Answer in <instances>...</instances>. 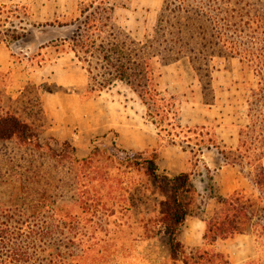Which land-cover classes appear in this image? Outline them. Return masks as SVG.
I'll use <instances>...</instances> for the list:
<instances>
[{
    "label": "rangeland",
    "instance_id": "1",
    "mask_svg": "<svg viewBox=\"0 0 264 264\" xmlns=\"http://www.w3.org/2000/svg\"><path fill=\"white\" fill-rule=\"evenodd\" d=\"M101 1L103 6L116 9L115 21L137 38L146 34L152 37L155 28L159 35L162 33L165 46L177 37L178 15H171L165 4L160 11L154 0H149L148 7L147 2L142 6L133 0H0V4L8 5L4 10L13 13L6 23H0V49L10 56L9 66L0 68V113L17 115L36 136L31 143L0 141V207L4 206L14 219L40 225L45 218L57 226L50 238H40L30 249L39 260L47 257L49 244L61 251L68 244L72 264H194L189 257H195L194 249L205 243L200 221L211 218L219 208L220 186L211 168L203 169L199 164L200 154L211 149V163L231 165L227 161L237 159L231 147L238 137V144L239 139L247 141L240 151L249 155L246 160L252 163L253 171L259 163L264 164V155L257 161L260 145L251 144L250 140L257 132L245 128L254 119L248 116L247 100L256 78L246 64L231 57L230 51L220 44L207 47V55H188L195 57L192 64L186 56L168 68L165 74L173 75L170 84L176 88L173 97L163 96L165 103L173 105L176 118L180 110L204 125L189 130L176 126V120L167 115L159 102L150 108L149 115L137 95L119 82L94 94L88 92L87 84L57 87V81L66 76L82 79L81 64L63 39L68 40L75 30L81 11L88 8V13L93 12ZM212 6L219 10L226 7L221 0H214ZM228 8L232 9L230 13H252L254 8H264V0H229ZM105 16L101 11V20ZM233 20L240 25L239 40L244 41L249 33L244 25L247 16L242 22ZM48 23L54 26H47ZM70 23L74 24L58 26ZM200 25L209 40L215 29L211 30L204 17L200 18ZM12 36L19 38L12 40ZM103 40L106 44L111 41L107 36ZM211 48L214 55L210 57ZM91 61L94 65V59ZM158 63H153L155 86L156 75L162 71ZM54 91L72 98L64 99L60 94L62 98L58 99L52 95ZM59 101H65L66 113L59 108ZM147 125L166 142L182 144L192 165L195 190L178 237L184 244L195 242L197 246L183 244L181 254L176 256L169 251L161 223V203L167 193L154 185L144 170L116 158H122L127 150L150 153L149 149H141V136L146 134ZM136 127L141 133L137 136L140 149H126L136 139L130 134V129ZM88 157H92L89 163L79 164ZM246 160H241L240 166L249 171ZM254 192L248 182L245 195L250 197ZM64 219L67 226L61 228L59 221ZM227 238L217 239L211 249L204 246L209 250L204 259L211 257V250L216 253L210 258L211 264H245L256 257L252 237L233 234Z\"/></svg>",
    "mask_w": 264,
    "mask_h": 264
},
{
    "label": "trees",
    "instance_id": "2",
    "mask_svg": "<svg viewBox=\"0 0 264 264\" xmlns=\"http://www.w3.org/2000/svg\"><path fill=\"white\" fill-rule=\"evenodd\" d=\"M213 1L163 0L160 11L165 4L164 8L168 9L171 15H178L175 18L177 37L170 40L169 46H165V39L162 33L158 34L156 28L152 37L146 36L143 41L133 39L124 28L115 23L116 9L103 6V1L93 8V12L88 13V8H84L81 11V18L77 19L75 30L68 40L63 39V41L68 43V47L86 71L89 93H99L116 82H121L137 95L146 106L149 115L150 108L159 102L164 105L167 115L171 114V119L174 121L176 113L173 111V105L169 102L165 103L166 99L154 84L153 63L157 60L167 64L185 59L187 56L188 62L192 64L196 61L195 57L190 58L188 55L204 56L207 55V47L210 45H222L230 51L231 57H237L240 63L246 64L256 78L255 86L249 88V100H247L248 116H253L254 119L251 125L245 128L257 132L254 139L251 135L250 140L251 144L256 142L260 145L257 158V161H260L264 155V8H254L252 13L242 11L230 13L232 9L228 8L229 0H221L226 6L221 10L212 6ZM242 1L238 0V2ZM170 2L173 3L171 9L168 8ZM7 7L8 5L0 4L1 24L6 23L13 14L12 11L9 13L4 10ZM101 11L107 15L104 21L99 17ZM243 16L248 18L244 25L249 30L244 41L239 40L237 32H241L240 25L235 24L236 21L233 20L237 18L242 22ZM201 17L210 22L211 30L215 29L209 40L201 30ZM73 24L58 26L67 27ZM46 25L54 26L53 23ZM106 36L111 39L107 44L103 40ZM18 38L11 37L12 40ZM245 45L248 47L245 48ZM208 55L210 57L214 55L213 48ZM91 59H94V65ZM174 124L176 125V122ZM238 134L241 138L243 132L240 131ZM10 139L31 143L36 140V136L32 133V127L17 115L0 113V141ZM246 142L239 139L235 149L237 159L228 160V163L242 164L241 160L249 157L245 154L246 151L244 154L240 151ZM124 153L126 154L122 158L116 157L120 163L144 170L151 177L153 184L167 193L166 200L161 203L163 232L167 236L171 254L175 256L181 254L183 245L178 240V233L189 215V204L194 192L189 173L181 172L172 176L165 172L160 173L157 164L158 154L154 150L150 153H133L127 150ZM91 160L92 157L81 159L79 164H86ZM247 160L246 163L251 168L247 172L255 192L247 197L243 192L235 191L228 197L219 198V208L214 211L211 218L205 220L204 246L211 249L217 239H225L233 234L250 235L256 243L257 255L245 264H264V164L259 163L253 171L252 163ZM8 212L4 206L0 207V264H72L70 260L73 255L68 244L63 246L64 251L54 247V244H49L47 257L41 260L30 252L37 240L50 238L57 230V226L48 223L45 218L40 225L27 220L14 219ZM59 222V227L67 226L65 219ZM204 246L194 249L197 253L195 257H189L194 264H211L210 258L216 256L211 250V257L207 259L208 261L205 260L204 256L209 250ZM200 250L202 251L199 252Z\"/></svg>",
    "mask_w": 264,
    "mask_h": 264
},
{
    "label": "crops",
    "instance_id": "3",
    "mask_svg": "<svg viewBox=\"0 0 264 264\" xmlns=\"http://www.w3.org/2000/svg\"><path fill=\"white\" fill-rule=\"evenodd\" d=\"M133 1L138 2V4H140L142 6L145 5L144 2H147L146 7L149 6L148 5L149 0H133ZM154 2H155V5L157 7H159V9H160L162 6L163 0H154ZM116 21H117L118 25L122 26L121 23H119L117 19H116ZM123 28H126V27L124 26ZM126 32L129 33V35L137 41H143L146 36L149 37V34H146L142 38H137L127 28H126ZM8 59L10 60V56L5 51H2L0 49V68H7L9 66L10 62L8 63ZM178 63H181V61L180 60L175 61L173 64H163V63L159 64L158 63V66L162 67L161 68L162 71H161V73L157 74L158 76L156 75L155 82H156V88H157L158 92L160 94H162V96H167V97H173L174 96L173 91L175 90L176 86L175 85L172 86L170 84V79L173 75L170 76V75H167L165 73H167L168 68H170L171 66H176ZM79 68L83 72L82 73V79H79L78 81H76V80L72 79L71 76H66L64 79H62V81H57V83H56L57 87L60 88V86L64 87V86H69V85H73V84H79V85L85 84L86 85L87 84L86 71L81 66H79ZM119 83H121V82H119ZM121 84H123V83H121ZM124 86H126V85H124ZM169 87H174V88L170 89ZM127 88H129V87H127ZM129 90H131V89L129 88ZM170 91H172V92H170ZM59 92L54 91L53 94L51 92H49L48 94L56 95V98H58V99H60L62 97L64 99L69 98V96H70V98H72L71 95H67L65 93L62 94L61 92L60 93ZM60 94H62V97ZM43 98H44V100L48 99V97H43ZM59 102H60V103H58L59 108L62 110L63 113H66L67 107H66L65 101H63V102L59 101ZM46 106H48V105L46 104ZM48 112L50 114L52 113L49 108H48ZM56 114H58V113H56ZM176 122H177L176 125L178 127H185L188 130L192 126H197V125L204 126L202 123L201 124L196 123L197 121L193 117H189V116L183 114L180 110L177 114ZM147 127H148V130H147L146 134L142 133V136H141L144 139L143 141H141V143L144 146L141 149L142 150H144V149H149V150L155 149V151L158 154L157 164H158V168L160 171L165 172L166 174H168L170 176L179 174L181 172L189 173L190 181H191L192 188H193L194 185H193L192 178L194 177V175L192 174V165H191V162L189 160L190 157H189L188 151H186L183 148L182 144H180L179 142H176L174 140H171V142H166V140L162 139L158 134L154 135V128H152L150 130L148 125H147ZM130 134H131V137L134 136L136 139H133V142L131 143V145L127 146L126 149H132V150H133V148L140 149V147H138V145H137V141H138L137 136L141 135L139 129L137 127L134 129H130ZM64 138H68L67 135H64ZM237 146H238V137H236V142L234 145H232L231 149L235 150L237 148ZM206 151H207L206 153L202 152L200 154L199 164H202L203 169H205L204 167H206L207 169L211 168L212 176L217 178L218 185L220 186V188L218 189L219 198L228 197L231 194H233L235 191H241L245 194V188H247L248 182L250 183V186L253 189V185H252L250 177L248 176V172L241 169L240 164H231V165L230 164H222V165L219 164V166H217L216 162L212 161L213 166H214L212 168V165H211L212 164L211 163V152H212V150L207 148ZM216 154H218V153H216ZM194 165L197 168V165L196 164H194ZM213 180H215V178ZM199 181H200V183L203 182L201 179ZM245 182H247V183H245ZM225 187H228V188H225ZM193 190H195V189L193 188ZM253 192H254V189H253ZM186 220H187V218H186ZM186 220H185V222H186ZM185 222H184V224H185ZM200 223H201L200 228L203 230V233H204V230L206 228L205 219L201 220ZM180 231H181V229H180ZM180 231H179V233H180ZM236 235L251 237L250 235H245V234H236ZM178 236H179V234H178ZM225 239H228V238H225ZM225 239H222V240H225ZM178 240L180 241L181 239H179V237H178ZM180 243L182 245L184 244L182 241H180ZM187 244L191 248L197 246V244L195 242H188ZM187 244H184V245L188 246Z\"/></svg>",
    "mask_w": 264,
    "mask_h": 264
}]
</instances>
